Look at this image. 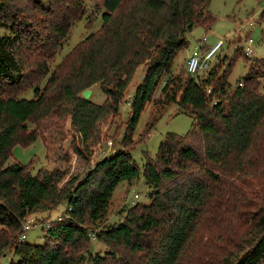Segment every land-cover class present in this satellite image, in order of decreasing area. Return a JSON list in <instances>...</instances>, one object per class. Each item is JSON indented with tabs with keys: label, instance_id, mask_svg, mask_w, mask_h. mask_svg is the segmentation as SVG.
<instances>
[{
	"label": "trees",
	"instance_id": "trees-1",
	"mask_svg": "<svg viewBox=\"0 0 264 264\" xmlns=\"http://www.w3.org/2000/svg\"><path fill=\"white\" fill-rule=\"evenodd\" d=\"M209 2L101 0L99 28L63 57L40 89L36 82L82 14V0H0V24L9 30L0 36V256L12 252L17 260L9 264H77L90 237L106 247L102 255L90 256L91 264H191L197 254L212 253L214 236L230 242L248 220L250 240L231 253L233 262L264 264V201L259 200L264 198V58L256 59V69L250 63L235 86L227 81L233 60L225 70L213 67L201 78L185 67L186 78L171 72L192 28L209 29L215 21ZM24 27L42 28V37ZM139 66L144 73L128 103L129 134L148 102L159 116L172 103L192 118L185 135L166 133L156 158L143 165L149 205L135 204L123 220L105 223L116 186L139 174L128 151L102 157L81 179L66 178L65 169L40 168L32 175L25 165L7 162L14 145L36 140L27 122L55 108L70 116L87 155L97 154L96 134L118 113ZM96 83L105 95L102 104L80 95ZM29 88L32 98L16 96ZM158 89L162 101L155 99ZM73 152L81 157L79 149ZM63 202L62 219L42 226V244L17 240L28 216L51 212ZM246 214L251 216L239 220Z\"/></svg>",
	"mask_w": 264,
	"mask_h": 264
},
{
	"label": "rangeland",
	"instance_id": "rangeland-1",
	"mask_svg": "<svg viewBox=\"0 0 264 264\" xmlns=\"http://www.w3.org/2000/svg\"><path fill=\"white\" fill-rule=\"evenodd\" d=\"M264 0H210L208 10L214 17L215 21L209 29L202 26H195L187 35V47L180 50L171 68L174 75L187 77L185 73V60L188 53L198 44L201 48L214 45L221 41L222 45L215 55L209 60L208 68L199 70L193 76L203 77L213 67L219 70H225L227 62L233 60L227 81L230 86H235L247 74L249 64L252 63L257 68L259 58H264V18L260 17L264 9ZM83 12L76 21L71 24L66 37L60 41L53 55L48 58L47 71L41 76L36 85L41 89L50 74L55 70L63 57L70 52L84 37L94 32L101 24V0H82ZM37 25H39V15ZM38 27V26H37ZM30 34L42 37V28H22ZM9 30L6 26L0 24V36H7ZM251 38L250 54L245 53L243 47L245 39ZM254 60V61H253ZM144 73V67L139 66L134 72L124 94V98L119 103L118 113L107 123L104 132L98 131L94 144L97 147V154L92 151L87 155L83 150L81 139L78 133L72 128L70 116L61 112H56L57 108L51 109L46 117L27 122L28 131H35L36 140L28 146L14 145L11 148V154L8 163L16 162L25 165L32 175L38 170L47 169H65L69 176H76L78 179L83 178L85 173L102 157L108 156L114 150L128 151L130 157L137 165L139 174L131 181H121L115 188L110 204L106 213V225H112L123 220L129 207L139 204L149 205L151 199L149 193L151 188L145 183L143 176V165L148 159H155L158 153L160 142L164 139L166 133L176 135H185L191 127L192 118L189 114L182 112L175 104L169 103L162 111L161 115L157 112L158 108L152 102L146 103L144 109L139 115L137 123L131 134L126 131V122L129 118V101L130 97L140 82ZM263 83L262 81H260ZM260 84V89H261ZM90 95L88 99L96 104H102L105 95L100 90L99 84L96 83L89 88ZM81 95V94H80ZM18 97L30 99L33 97V89L29 88L16 94ZM155 99H161L159 89L155 93ZM158 107L161 105H157ZM157 119L156 121H154ZM154 122V123H153ZM153 126L147 133L146 129L150 124ZM123 135L129 139L124 141ZM198 145L199 142H196ZM79 149L81 157L73 151ZM47 154V157L45 155ZM67 158V160H66ZM259 200L264 201L261 197ZM264 208V204H262ZM66 210V203L59 204L51 212L37 211L28 216L27 219L35 217H45L52 220ZM253 211V210H252ZM246 214L239 220L250 217ZM26 219V220H27ZM243 222V221H242ZM104 223V224H105ZM251 228L249 220L238 228V234L230 242L223 243L222 238L214 236L212 242L215 248L210 254L209 251L201 252L193 257L191 264H222L221 258L230 253L226 264H234L235 257L231 255L240 245H246L250 240L249 229ZM225 233H222V236ZM44 231L40 225L31 226L26 232L25 242L30 244H42L44 242ZM232 236V235H231ZM208 237V236H206ZM203 238V241L206 240ZM245 242L244 244H242ZM86 247V243H85ZM205 249L203 248V251ZM106 247L96 238L90 237L87 251L84 253V259L77 264H91L90 256L95 253L102 255ZM216 254V255H215ZM215 255V256H214ZM11 260H17L12 252L6 251L0 256V264H9Z\"/></svg>",
	"mask_w": 264,
	"mask_h": 264
},
{
	"label": "built area",
	"instance_id": "built-area-1",
	"mask_svg": "<svg viewBox=\"0 0 264 264\" xmlns=\"http://www.w3.org/2000/svg\"><path fill=\"white\" fill-rule=\"evenodd\" d=\"M264 6V4H263ZM251 43L252 39L247 38L245 39V45L243 47L245 53L250 54L252 52L251 50ZM222 45L221 41L216 42L212 46H208L206 48H201L198 44L188 53L186 60H185V68L188 74L194 75L199 70H205L208 68L209 60L215 55V53L220 49ZM239 85H241L240 81L238 82ZM62 214L56 216L54 219H45V220H36V218L33 219H27L21 223L20 230L17 234V240L18 241H25L26 239V232L29 230L31 226L40 225L41 227H48L49 224L53 221H59L62 219ZM91 236H95L94 234H91Z\"/></svg>",
	"mask_w": 264,
	"mask_h": 264
},
{
	"label": "water",
	"instance_id": "water-1",
	"mask_svg": "<svg viewBox=\"0 0 264 264\" xmlns=\"http://www.w3.org/2000/svg\"><path fill=\"white\" fill-rule=\"evenodd\" d=\"M90 95V90L89 89H85L81 92V96L84 98V99H88Z\"/></svg>",
	"mask_w": 264,
	"mask_h": 264
}]
</instances>
